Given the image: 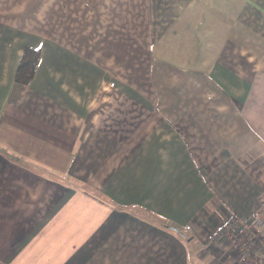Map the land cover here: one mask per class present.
<instances>
[{"label":"crops","instance_id":"crops-1","mask_svg":"<svg viewBox=\"0 0 264 264\" xmlns=\"http://www.w3.org/2000/svg\"><path fill=\"white\" fill-rule=\"evenodd\" d=\"M262 206L264 0H0V264H264Z\"/></svg>","mask_w":264,"mask_h":264},{"label":"built area","instance_id":"built-area-1","mask_svg":"<svg viewBox=\"0 0 264 264\" xmlns=\"http://www.w3.org/2000/svg\"><path fill=\"white\" fill-rule=\"evenodd\" d=\"M212 239H226L252 260L264 262V206L250 218L228 215L212 232Z\"/></svg>","mask_w":264,"mask_h":264},{"label":"trees","instance_id":"trees-1","mask_svg":"<svg viewBox=\"0 0 264 264\" xmlns=\"http://www.w3.org/2000/svg\"><path fill=\"white\" fill-rule=\"evenodd\" d=\"M39 59L40 51L38 48L26 47L19 62L16 80L22 83L31 81L35 75Z\"/></svg>","mask_w":264,"mask_h":264},{"label":"rangeland","instance_id":"rangeland-1","mask_svg":"<svg viewBox=\"0 0 264 264\" xmlns=\"http://www.w3.org/2000/svg\"><path fill=\"white\" fill-rule=\"evenodd\" d=\"M253 261H255V260H253ZM255 262H257V263H261V262H258V261H255Z\"/></svg>","mask_w":264,"mask_h":264}]
</instances>
